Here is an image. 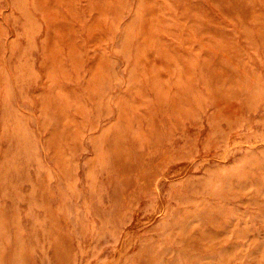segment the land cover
Listing matches in <instances>:
<instances>
[{
  "label": "rangeland",
  "instance_id": "1",
  "mask_svg": "<svg viewBox=\"0 0 264 264\" xmlns=\"http://www.w3.org/2000/svg\"><path fill=\"white\" fill-rule=\"evenodd\" d=\"M0 264H264V0H0Z\"/></svg>",
  "mask_w": 264,
  "mask_h": 264
}]
</instances>
